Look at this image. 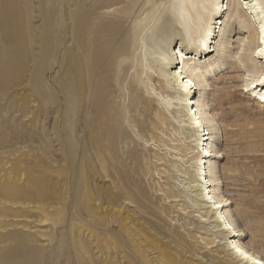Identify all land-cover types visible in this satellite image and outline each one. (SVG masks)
Wrapping results in <instances>:
<instances>
[{
  "label": "rangeland",
  "instance_id": "1",
  "mask_svg": "<svg viewBox=\"0 0 264 264\" xmlns=\"http://www.w3.org/2000/svg\"><path fill=\"white\" fill-rule=\"evenodd\" d=\"M172 2L0 0V264H246L199 206L201 153L174 80L158 81L156 43L192 47L209 13L186 0L183 34L168 25ZM226 4L237 13L229 37L212 32L204 59L232 57L198 75L221 153L207 165L239 241L264 262V88L250 83L258 58L241 57L257 45L253 27L237 0ZM97 96L114 114L107 125Z\"/></svg>",
  "mask_w": 264,
  "mask_h": 264
},
{
  "label": "bare ground",
  "instance_id": "2",
  "mask_svg": "<svg viewBox=\"0 0 264 264\" xmlns=\"http://www.w3.org/2000/svg\"><path fill=\"white\" fill-rule=\"evenodd\" d=\"M228 1L234 0H199L201 9L209 11L205 21L201 23L200 15H197L199 18L197 22H194V26L197 27V35L192 47H187L186 44H183V41L177 42V38H169L163 49L159 47L156 43L154 46L155 57L153 59L154 65L158 68V81L167 85L171 79L175 82V92L177 94L176 98L178 99V108H180L187 119V124L191 128V132L188 137H194V142L192 145L196 146L198 152L201 155L198 157L196 165V180L197 183L193 185L194 191L199 195V200L204 201L203 204L199 203V206L202 209H205L206 214H210L214 211L216 214L213 218V221L216 223L217 231L226 232L227 234V247L232 254L237 256L239 260H242L246 264H264V262L259 258L257 254L247 249L241 244L238 237L244 235V232L241 228L233 224L232 220L229 219L226 215L228 206L231 201L228 198L223 196H215L214 190L221 181L214 177L212 172L209 169L207 163L208 157L210 156H221L219 150H215L211 147V142L214 141L215 135V115L210 112V108L207 105V100L205 98V93L208 90V84L204 79H199L198 75L209 76L214 69L228 60L231 54L222 55L219 58V55L216 58L204 59L205 55L210 51L211 41L214 43L218 42L215 40L217 37H211V33L216 30L220 31V39L225 40L229 37V32L231 31L229 25L226 24V21L229 18L237 15L235 11L227 7ZM239 5L247 17V23L252 25L254 31V39L257 45L250 49V55L244 53L241 54L243 58H252L257 59V62H260L259 65L253 70H256L257 76L250 81V83H255V87L258 89L264 88V11L260 8L256 0H237ZM191 5H186V0H173L171 7V16L172 19L168 21L170 26L175 25L183 34H187L189 28L191 27L187 21L186 14L190 9ZM245 5V7H243ZM222 10V11H221ZM221 14L219 15V13ZM226 12V13H225ZM226 18V19H224ZM165 25V24H164ZM167 25V24H166ZM260 25V26H258ZM226 26V28H225ZM239 31H248L247 25L244 22L238 21L237 25ZM74 32H77L75 28ZM161 32V30H160ZM164 32V30H162ZM160 36V35H159ZM158 36V38H159ZM158 38L153 39L151 46L158 41ZM226 42V41H225ZM225 42H222L223 45ZM203 47V48H202ZM188 49H190L188 51ZM204 49H208L207 53L204 54ZM257 49V50H256ZM187 50V52H186ZM204 54L202 63H197L200 57L196 59L191 57V54ZM190 54V55H188ZM189 58L183 59V56ZM263 57V59H261ZM196 59V60H195ZM180 65L177 67L180 61ZM177 63V64H176ZM248 83L245 87V90H248L250 86ZM254 87V88H255ZM198 90V96L195 98V91ZM101 96H97L92 100V108L95 110L96 118L99 123L106 124V122L115 118L114 114L109 115L105 112V107L108 102L103 100ZM104 127L106 128V126ZM102 128V129H105ZM107 129V128H106ZM111 129V128H109ZM124 127L119 128V131L123 130ZM117 131L110 130L108 134L114 135ZM105 134V133H104ZM107 135V134H106ZM109 138V137H108ZM107 138V139H108ZM114 140V139H113ZM197 152V153H198Z\"/></svg>",
  "mask_w": 264,
  "mask_h": 264
}]
</instances>
